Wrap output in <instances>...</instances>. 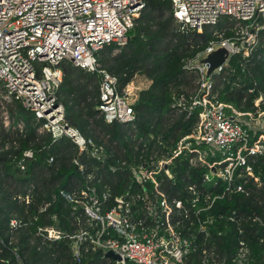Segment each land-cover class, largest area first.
<instances>
[{
	"label": "trees",
	"instance_id": "1",
	"mask_svg": "<svg viewBox=\"0 0 264 264\" xmlns=\"http://www.w3.org/2000/svg\"><path fill=\"white\" fill-rule=\"evenodd\" d=\"M140 1L143 7L127 32L126 43L119 46L113 42L96 52L99 67L116 76L121 85L137 74L151 81L138 92L131 123H106L98 115L97 73L85 72L69 61L60 64L57 96L66 122L93 140L101 161L80 153L68 138L53 140L49 133L38 132L40 123L19 103L7 107L12 122L9 127L0 118V264H113L101 249L90 246L78 258L74 255L70 236L85 222L77 197L91 187L99 193L108 190L104 213L114 198L129 187L137 188L129 171L139 157L165 156L194 126L197 109L186 118L173 107V97H188L196 90L197 69L189 67L190 61L206 49L216 30L224 29L223 35L230 36L233 21L224 16L201 32L181 31L170 0ZM114 48L118 52L113 53ZM210 81L220 102L252 109L254 99L264 97V35L247 56L233 54L229 68L213 74ZM26 150H31L32 156L20 170L17 163ZM188 158L187 154L175 157L169 165L172 177H159L167 197L184 200L191 196V185L201 194L220 197L206 214L199 215L201 220L208 219L204 233L198 232L194 215L190 226L181 216L183 233L196 235L198 242L206 238V246L227 259L235 253L238 241L244 240L252 260L264 264V153L251 161L259 183L237 170L231 191L225 194L226 181L204 180L208 169L191 165ZM237 185L243 191L236 190ZM13 219L15 226L10 224ZM45 229L57 231L59 237H48ZM185 264H201L199 253H192Z\"/></svg>",
	"mask_w": 264,
	"mask_h": 264
},
{
	"label": "built area",
	"instance_id": "2",
	"mask_svg": "<svg viewBox=\"0 0 264 264\" xmlns=\"http://www.w3.org/2000/svg\"><path fill=\"white\" fill-rule=\"evenodd\" d=\"M170 2L181 31L201 32L224 16L237 24L232 26L230 36L215 35L204 51L221 43L231 56H247L264 35V0ZM142 7L140 0H0L1 98L29 111L40 123L38 132L49 133L53 140L68 138L80 153L87 152L101 161L93 140L66 122L64 106L57 96L62 76L60 64L69 61L85 72L97 73L98 115L106 123H131L135 118L137 86L132 80L121 85L116 76L99 67L96 52L113 42L123 46ZM189 67L197 69L198 86L188 97L175 95L173 107L185 113L186 118L197 109L194 126L165 156L139 157L129 171L137 188L129 187L122 196L114 198L104 213L108 190L99 193L91 187L81 191L76 201L82 205L85 222L70 236L76 258L90 246L117 254L119 259H111L113 264H185L196 252L201 264H258L252 260L244 240L238 241L235 253L227 259L207 247L206 238L198 242L196 235L183 233L181 216L190 226L192 215L199 223L198 232L204 233L208 219L201 220L199 215L206 214L220 196L201 194L191 185V196L181 200L167 197L161 189L159 177H172L169 165L180 154H187L191 165L208 169L204 180L226 181L223 194L231 191L237 170L259 183V177L252 173L251 161L264 153V97L259 95L253 108L246 110L222 103L213 93L211 81L204 84V67L190 63ZM31 156V150L24 151L17 163L20 170H24V161ZM236 190L243 188L237 185ZM10 224L15 226L16 221L13 219ZM45 230L48 237H59L57 231Z\"/></svg>",
	"mask_w": 264,
	"mask_h": 264
},
{
	"label": "water",
	"instance_id": "3",
	"mask_svg": "<svg viewBox=\"0 0 264 264\" xmlns=\"http://www.w3.org/2000/svg\"><path fill=\"white\" fill-rule=\"evenodd\" d=\"M230 51L225 44L217 43L212 46L210 51H203L198 54L194 59L190 61L191 66H202L204 67V84H208L211 76L219 72V69L229 68ZM112 252V251H110ZM105 252V256L118 260L119 256L116 255L117 259L110 257L109 253Z\"/></svg>",
	"mask_w": 264,
	"mask_h": 264
},
{
	"label": "rangeland",
	"instance_id": "4",
	"mask_svg": "<svg viewBox=\"0 0 264 264\" xmlns=\"http://www.w3.org/2000/svg\"><path fill=\"white\" fill-rule=\"evenodd\" d=\"M236 25H237L236 23H233V26H236ZM223 31H224V29L216 30L214 33L216 35L220 34V33L223 34ZM115 52H118V48L113 49V53H115ZM131 82L134 86H137L136 93H138L139 90H141V89L147 88L151 83V81L149 79H147L144 75H141V74L135 75ZM188 91L190 92L192 90H188ZM9 104H10V102L4 101L1 98V93H0V118L2 119L5 127H9L12 124L11 118L9 117V115L7 113V107ZM18 126H21V124H19ZM106 252H108V251H106ZM113 253L112 252L109 253L110 257L117 259L116 255H114L115 253L114 254Z\"/></svg>",
	"mask_w": 264,
	"mask_h": 264
}]
</instances>
